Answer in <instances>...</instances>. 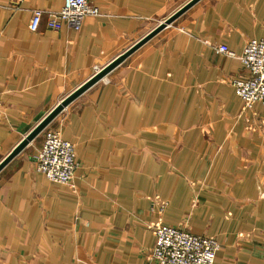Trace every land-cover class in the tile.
<instances>
[{
  "label": "crops",
  "instance_id": "1",
  "mask_svg": "<svg viewBox=\"0 0 264 264\" xmlns=\"http://www.w3.org/2000/svg\"><path fill=\"white\" fill-rule=\"evenodd\" d=\"M91 1L79 29L32 30L65 0H0V162L188 0ZM262 37L264 0H199L65 106L46 128L76 144L74 186L37 170L43 132L0 170V264H160L158 220L215 236L214 264H264V104L231 82Z\"/></svg>",
  "mask_w": 264,
  "mask_h": 264
},
{
  "label": "built area",
  "instance_id": "2",
  "mask_svg": "<svg viewBox=\"0 0 264 264\" xmlns=\"http://www.w3.org/2000/svg\"><path fill=\"white\" fill-rule=\"evenodd\" d=\"M21 1L23 0H13L15 7L19 8ZM102 14L101 8L91 0H65L64 5L57 10L35 9L29 27L37 30L44 16H47L48 27L57 29L61 22H66L79 29L86 16ZM218 48L226 54L236 55L226 46L219 45ZM238 56L248 73L232 78V84L246 107L264 104V37L250 38ZM262 121L264 122V116ZM42 132L44 141L37 154V170L53 181L74 186L78 166L76 144L63 138L58 129L45 128ZM149 226L156 236L152 255L160 264H214L220 248V242L215 236L197 234L184 226L162 220L150 222Z\"/></svg>",
  "mask_w": 264,
  "mask_h": 264
},
{
  "label": "water",
  "instance_id": "3",
  "mask_svg": "<svg viewBox=\"0 0 264 264\" xmlns=\"http://www.w3.org/2000/svg\"><path fill=\"white\" fill-rule=\"evenodd\" d=\"M199 0H188L170 16L165 18L162 22L156 25L153 29L147 32L138 41L132 44L125 51L116 56L113 60L103 66L100 70L95 72L90 78L83 82L80 86L65 96L56 106H54L48 114H46L25 136L24 138L7 154L0 162V170L18 153H20L26 146H28L50 123L51 121L75 98L83 93L87 88L103 79L108 73H110L115 67L122 63L131 53L137 48L159 33L168 24L172 23L177 17L189 9L193 4Z\"/></svg>",
  "mask_w": 264,
  "mask_h": 264
},
{
  "label": "rangeland",
  "instance_id": "4",
  "mask_svg": "<svg viewBox=\"0 0 264 264\" xmlns=\"http://www.w3.org/2000/svg\"><path fill=\"white\" fill-rule=\"evenodd\" d=\"M165 20V19H164ZM53 129H56V128H53Z\"/></svg>",
  "mask_w": 264,
  "mask_h": 264
}]
</instances>
